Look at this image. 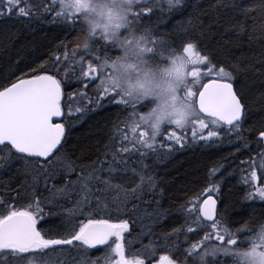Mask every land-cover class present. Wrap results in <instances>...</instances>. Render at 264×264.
<instances>
[{"label":"snow or ice","instance_id":"1","mask_svg":"<svg viewBox=\"0 0 264 264\" xmlns=\"http://www.w3.org/2000/svg\"><path fill=\"white\" fill-rule=\"evenodd\" d=\"M171 7H177L183 0H168ZM20 0H0V17L11 18L14 14L17 19H30L31 14L19 7ZM60 11L56 13V21L61 30L71 27L77 23L79 14V0L65 3L59 0ZM231 13L247 14V9L236 5L226 6ZM151 11L145 7L143 12ZM143 12L141 15H143ZM139 16H131V27ZM188 23L191 25L192 21ZM241 21L237 20L233 25L241 28ZM264 27V25H262ZM151 32L141 37L143 45H138L139 55L154 56L157 49L164 44L160 38L153 39ZM101 49L105 55H95L88 63L87 69L81 66V75L91 77L93 82L99 80L98 88L101 98H107L109 103L116 107L132 109L128 118L124 121V128L119 124L115 126V133L111 145L106 146L103 152H97V158L89 164L77 163L81 159L76 155L75 148L68 147L64 123L55 122L62 117V86L61 80L54 75L36 74L37 69L29 68L28 72H22L14 80L9 72L4 83H0V152L4 156L0 158V169L8 168L18 162L20 168L16 173L23 177H31V185L25 179L16 189V196L12 199L19 201L29 200L27 207L9 205L5 200H0V264H34L30 258L44 257L51 253L59 252L68 256L71 252L87 253L89 249L103 245L110 250L109 258L118 256L115 264H131L124 259V233L129 229L128 220H120L119 223L111 222V219L97 218L100 215L111 217L113 212L123 215L127 212L126 205L130 202L142 201L144 196L155 198L162 197L164 189L156 182L154 177L144 175L143 169H129V159L139 154L140 164L143 165L144 158L148 152H159L165 148L164 144L157 145V133L149 134L141 131L144 117L136 109L148 104L140 94L132 95L124 91L118 79L113 77V70L117 68L112 56L106 54L107 47L116 48L117 42L105 35ZM153 45V46H149ZM124 47L123 42L120 43ZM87 48L88 45H85ZM195 45L189 42L184 46L183 52L192 65L211 64L208 56H200L194 51ZM111 61V63H110ZM60 63L59 57L52 63L56 68ZM93 74H96L93 76ZM195 80L201 75L212 77L208 83L202 84L201 89L193 91L185 85L184 96L189 101L192 109L193 119L186 125L177 127L181 130L192 129V135L188 138L172 132L167 144V152L172 153L190 147L192 145H208L220 138V132H234L239 135L241 125L248 116L245 103L242 100L245 95V85L233 79L231 73L221 67L218 71L210 67L207 73H201L199 68L193 67L188 73ZM71 100V97H69ZM98 103V102H97ZM80 111V109H77ZM198 128V130H197ZM215 128L216 131L205 130ZM130 130L131 135H128ZM160 133V131L158 132ZM118 137V140H117ZM259 143L264 147V131L259 132ZM117 144L119 145L117 147ZM264 156V153H261ZM104 157V158H101ZM110 157V158H109ZM144 165V168H147ZM249 167H252L250 164ZM260 176L257 171L252 170L245 178L244 183L249 191L244 196L245 200L258 197L264 201V184L257 186L258 179L264 181V159L260 161ZM131 171L132 175L127 177L125 183L134 185L125 187L124 184L113 183V180ZM220 171L219 168L213 170ZM139 177V183L136 178ZM43 181L42 188L37 187ZM49 181L52 183L49 184ZM57 182H62L63 187H58ZM75 195V208L68 209L67 220L63 221L60 229L53 232L44 230L39 225L47 223L43 214L44 207H54L56 194L67 196ZM46 191L51 197L39 199V193ZM192 199L182 206V210L189 218V223L195 227H189L188 233L199 235L201 231L204 236L195 243H189L184 250V255L193 260V264L199 260L201 264H219L217 258L220 254L233 253V247L237 244L231 232L226 226L228 211L226 197L219 184L212 183L202 189H192L189 193ZM152 201H149L151 203ZM156 211L159 212V200ZM34 205V206H33ZM49 213V217L55 216ZM115 245L113 248L112 245ZM253 256H261V264H264V253H258L257 248L264 247V226L259 233L252 238ZM107 259V258H105ZM41 264H52V261H41ZM59 264H77L75 260L65 259ZM79 264H100L89 260L86 255L79 260ZM136 264H143L137 261ZM161 264H174L167 256L161 257ZM187 264V260L180 261Z\"/></svg>","mask_w":264,"mask_h":264},{"label":"trees","instance_id":"2","mask_svg":"<svg viewBox=\"0 0 264 264\" xmlns=\"http://www.w3.org/2000/svg\"><path fill=\"white\" fill-rule=\"evenodd\" d=\"M138 1L133 6V15L137 16L143 12L138 9ZM228 5L247 9V14L237 12L226 16V12L231 13V9L226 7ZM20 7L31 14L30 19H17L15 14L8 19L0 17V83L5 82L4 77L9 72L14 73V76L9 77L14 80L22 72H28L29 68H37L38 65H43V68L37 69L36 74L54 75L61 80L64 90L62 123L65 125L68 147L75 148L76 155L81 157L77 163L89 164L97 158L98 151L103 152L106 146L112 144L115 126L119 124L124 128L130 108H118L109 103L107 98H101L102 91L98 88L96 80L93 82L81 75L80 59L84 52H80L77 45L79 37H83L84 26L78 20L79 17L77 23L61 30L56 21V9L52 0H20L17 12ZM148 8L151 11L143 12L138 24L144 35L151 32L153 39L160 38L164 41L157 53L184 54V46L189 42L194 43V51L208 56L210 65L216 71L223 67L231 73L234 80L245 85L242 103L246 104L248 116L241 125L239 135H235L239 136L236 141L232 138L234 135L230 134L231 136L225 137L222 142L211 146H190L172 153L163 148L159 153L144 158L143 165L139 163L140 160H135V155L132 156L129 159V169H136L137 172L143 169L146 178L154 177L160 188L164 189L163 196H144L142 201L127 203V212L123 215L117 216L113 212L111 217L102 214L97 218L117 222L128 220L129 230L125 234L127 247L129 235L130 240L147 239L142 244L143 250L162 252V256L173 259L177 264L183 260H187V264H193L186 259L183 249H187L189 243L199 241L202 231L199 235L187 232L189 227H195L190 223L187 225L189 218L182 210V206L192 199L190 190L202 189L213 182L220 185L228 206L225 215L229 230L241 232L246 237L264 223V201L245 200L248 188L242 185L241 178L245 161L264 151V147L259 143V132L264 131V0H183L178 8L167 7L163 3H149ZM87 19L91 22L94 17L89 13ZM189 20L192 21L191 25ZM237 20L243 22L241 28L233 26ZM93 32L91 39L99 43L96 37L106 35L97 34L95 29ZM57 57L60 63L56 68H52L51 65ZM122 65L126 69L124 62ZM202 65L191 64L189 73L193 67L199 68L201 73H207L202 69ZM130 68L133 70L132 64ZM207 78L212 77L201 75L194 80L189 75L187 85L197 91ZM3 156L4 153L0 152V158ZM144 165L148 167L144 168ZM18 168L20 164L16 162L11 165V171L8 168L0 169V200H5L9 205L27 207L29 200L12 199L16 196L15 190L21 182L26 179L29 185L32 183L31 177L16 173ZM216 168L220 171L213 174ZM131 175L125 173L114 179L113 183L124 184L125 187L134 186L125 183L126 178ZM51 183L49 181V184ZM57 183L58 187H63L62 182ZM136 183H139V177L136 178ZM42 186L41 180L37 187ZM44 197H51V193L41 191L38 198ZM76 199L71 190L67 196L56 194V206H41L48 222L39 226L53 232L59 230L62 222L67 220L66 210L75 208ZM155 200L160 201L159 212L156 211L158 206ZM50 212L56 215L49 217ZM180 241H184L182 245ZM232 247L235 250L248 248H243L238 243ZM109 254L110 250L104 246L89 249L86 254L73 251L64 256L57 252L35 257L33 260L34 264H39L37 258L59 264L60 261L68 259L79 264V260L86 255L91 261L99 259L100 264H115V257L109 258ZM218 258L216 259L219 264H225L222 257ZM147 260L153 261L154 258Z\"/></svg>","mask_w":264,"mask_h":264},{"label":"clouds","instance_id":"3","mask_svg":"<svg viewBox=\"0 0 264 264\" xmlns=\"http://www.w3.org/2000/svg\"><path fill=\"white\" fill-rule=\"evenodd\" d=\"M134 4L135 0H79V14L85 24L82 39L90 41L95 29L96 33H104L117 42L118 54L113 57L117 68L113 73L120 70L129 52L139 53L138 45H143L141 37L144 34L131 27ZM89 13L94 17L91 22L87 19ZM121 42L124 47L120 46ZM139 56L142 77L135 95H142L150 105L149 110L142 114L145 131L158 134L166 125H186L193 119L189 101L184 96L191 65L188 57L182 53L172 54L165 60L147 54ZM121 88L126 91L123 84ZM252 247L251 244L248 249L236 250L240 255L234 259V264H261V256L251 255ZM257 252L264 253V247L257 248Z\"/></svg>","mask_w":264,"mask_h":264},{"label":"rangeland","instance_id":"4","mask_svg":"<svg viewBox=\"0 0 264 264\" xmlns=\"http://www.w3.org/2000/svg\"><path fill=\"white\" fill-rule=\"evenodd\" d=\"M52 2H53V4L55 5V9H56V11L57 12H59L60 11V5H59V0H52ZM73 2V0H69V3H72ZM139 2V6H138V9L140 10V11H143V9L145 8V7H148V5H149V3L151 4V3H153V4H158V5H160V4H165V5H167V7H171L170 5H169V2H168V0H140V1H138ZM94 7H95V5H94ZM56 12V13H57ZM91 14V13H90ZM56 15V14H55ZM140 16L141 15H139V18H140ZM78 20L80 21V23H82L83 24V26H84V28H85V24L83 23V22H81V17H79L78 18ZM139 20V19H138ZM138 20L136 21V26H134L133 25V28L137 31V32H140V33H142L141 32V29H140V25L138 24ZM90 22V21H89ZM83 31V33H84V30H82ZM79 34H81V33H79ZM98 34V33H97ZM98 37H100V38H103V36H98ZM76 39H77V37H76ZM98 40V39H97ZM100 41V40H99ZM74 42H76V41H74ZM113 42L115 43V41L113 40ZM104 42L103 41H100V43L98 42V41H96V40H90L89 41V39H82V36H80L79 37V40H78V45L77 46H79L78 47V50H80V52H84V55H82L83 57L80 59V64H81V66L83 65V67L85 68V69H87V65H88V63H90L93 59H94V56L95 55H99V54H101L100 56H104L105 54H102V53H99V52H97L96 50L97 49H101V45L103 44ZM85 45H88V47L86 48L85 47ZM74 46H76V44L74 45ZM153 46V45H152ZM198 51V50H197ZM101 52H105V50H101ZM106 52H108V53H106L108 56H112V57H115L117 54H118V49H117V45H116V48H113V47H107L106 48ZM159 53V52H158ZM157 53V51H156V53H155V55H154V57L156 58V59H158V60H165L168 56H170L171 54H169V55H164L163 53H161V55H159ZM198 53H199V55L200 56H203L199 51H198ZM124 63L126 64V69L123 67V65L121 66V68H120V70L119 71H117L116 73H113L112 75H113V77L114 78H116V79H118V81H119V83H120V86H121V84H123V86H124V88L126 89V92H129V93H131L132 95H134L135 96V91H136V88L138 87V85H139V83H140V81H141V77H142V61H141V59H140V56H139V54L137 53V52H135V51H131V52H129V54L126 56V58H125V60H124ZM130 64H132V66H133V71H132V69L130 68ZM210 67H212L210 64H203L202 65V69L205 71V72H208V69L210 68ZM212 68H214V67H212ZM96 74H93V76H95ZM89 79H91V80H93L91 77H88ZM96 83L99 85V83H100V81L99 80H96ZM199 83V82H198ZM101 91H103V89H100ZM150 103V102H149ZM130 108V107H129ZM149 108H150V105L149 104H146V105H144L143 107H138L136 110L140 113V114H143L144 112H146V111H148L149 110ZM130 110V113H131V111H132V109L130 108L129 109ZM125 126V125H124ZM171 127H176V126H173V125H171ZM141 131H145V129L144 128H141L140 129ZM160 132H162L163 134H161V135H159V136H157V138H156V140H159L158 142H156V144L157 145H160V144H164L165 145V149H167V144L169 143V141H168V135H170L172 132H176L174 129H169L168 128V126L166 125V126H164L163 128H161V130H160ZM128 135H131V132H130V130L128 131V133H127ZM158 134H160V133H158ZM167 136H166V135ZM237 135L236 133H234V132H224V131H222V132H220V138L219 139H216L212 144H217V143H219V142H222V139H224L225 137H229V136H231V135ZM179 135L180 136H183V137H185V138H188V137H190L191 135H192V129L191 130H187V129H185V130H183V131H181L180 133H179ZM164 136H166L165 138H164ZM232 136V138L235 140H238V138H239V136ZM235 140V141H236ZM196 145H200V144H195V145H192L191 143H190V146H196ZM201 146H205V145H201ZM161 150H164V149H161ZM156 153H159V152H156ZM262 153H264V151L262 152ZM153 152H148L147 153V155H146V157H145V159L146 158H148V156H153ZM136 156V159L135 160H140L141 159V157H140V155L139 154H136L135 155ZM140 158V159H139ZM262 159H264V156H262L261 155V153H259V154H257V155H253L249 160H247V161H245V163H244V165L242 166L243 168H242V172H241V178L243 179V180H245V178L250 174V172L253 170V169H257V171H258V173L260 174V168L258 167L259 166V164H260V161L262 160ZM252 165V167H249V165ZM127 174H132L131 173V171H129ZM260 176V175H259ZM213 183H216V182H213ZM262 183H264V181H262ZM216 184H218V183H216ZM211 185V184H210ZM209 185V186H210ZM242 185H244V186H247V185H245V183H244V181H243V183H242ZM248 191H249V189H248ZM254 199H256V200H260L258 197H256V198H254ZM34 206V205H33ZM187 225H189V222H188V224ZM190 225H191V223H190ZM191 226H194L193 224L191 225ZM260 228H261V226L260 227H258L255 231H252V232H250V233H248V236H246L245 237V235H242L241 234V232H239V233H237L236 231H233V230H231L230 229V231L231 232H233V233H235V236L233 237V238H235L236 239V241H237V243L239 244V245H241L242 247H245V246H247L251 241H252V238L257 234V233H259V231H260ZM129 230V229H128ZM126 232H128V231H126ZM125 232V233H126ZM125 233H124V235H125ZM132 232L130 231V233L129 234H131ZM143 235H145V234H143ZM133 236V235H132ZM204 236V232L202 231V233H201V235L199 236V238H202ZM130 235H129V237H128V248H129V252L130 253H132V255L134 256V257H142V256H140L139 254H142L144 257V259H150V260H153V258H154V260L153 261H157L158 260V258H160L161 256H162V252H155V250H150V251H147V250H143L142 249V247H143V245L142 244H144L145 243V241H147V239H145V240H143V239H140L139 241H137V240H134V239H132V240H130ZM250 238V239H249ZM182 242H184V241H182ZM181 241H180V245H182L183 243H182ZM112 247L114 248L115 247V245L113 244L112 245ZM189 247V246H188ZM187 247V248H188ZM236 249H239V248H236ZM183 250H186V249H183ZM234 250V252L233 253H229V254H227V255H225V254H220L218 257H222L224 260H225V264H234V259L236 258V257H238V255H239V252L238 251H236L235 249H233ZM217 257V259H219ZM221 258V259H222ZM30 259H32L33 260V258H30ZM116 259H119V257L118 256H116ZM171 259V258H170ZM175 259V258H174ZM186 259H188L187 257H186ZM216 259V258H215ZM38 262H39V264H41V261L43 260V259H40V258H37L36 259ZM173 262H174V260L173 259H171ZM188 260H190L191 262H193V260H191V259H188ZM34 261V260H33ZM43 261H45V260H43ZM131 262V264H136V262H137V260H135V261H130ZM146 262V261H145ZM174 264H177V263H175L174 262ZM196 264H201V262L199 261V260H197L196 261Z\"/></svg>","mask_w":264,"mask_h":264},{"label":"flooded vegetation","instance_id":"5","mask_svg":"<svg viewBox=\"0 0 264 264\" xmlns=\"http://www.w3.org/2000/svg\"><path fill=\"white\" fill-rule=\"evenodd\" d=\"M208 130H213V131H216V130H218V129H215V128H210V129H207V130H205V132L207 133V131ZM162 133H160L159 135H161ZM205 134V133H204ZM158 134H157V136H159ZM166 135V134H165ZM167 136V135H166ZM166 136H164V138L166 137ZM169 136V135H168ZM159 140H156V142H158ZM212 145V144H211ZM208 146V145H207ZM253 170H256L257 171V169H253ZM257 175H258V177H259V173H258V171H257ZM262 184H264V183H262V180H260V179H258L257 181H256V185L257 186H262ZM246 188H248L247 186H246ZM156 262V261H155ZM155 262H150V263H155ZM149 263V260H147V262H145L144 264H148Z\"/></svg>","mask_w":264,"mask_h":264},{"label":"water","instance_id":"6","mask_svg":"<svg viewBox=\"0 0 264 264\" xmlns=\"http://www.w3.org/2000/svg\"><path fill=\"white\" fill-rule=\"evenodd\" d=\"M208 82H209V81H208ZM208 82H206V83H208ZM61 118H62V117L57 118V120H56L55 122H59V123H60ZM100 246H102V245H98V246H96L95 248H98V247H100Z\"/></svg>","mask_w":264,"mask_h":264},{"label":"bare ground","instance_id":"7","mask_svg":"<svg viewBox=\"0 0 264 264\" xmlns=\"http://www.w3.org/2000/svg\"><path fill=\"white\" fill-rule=\"evenodd\" d=\"M57 12V11H56ZM62 101H63V98H62ZM61 123H62V121H61ZM244 181V180H243ZM243 183V182H242ZM250 239V238H249ZM145 261L147 262V259H145ZM150 262H155V261H149V263Z\"/></svg>","mask_w":264,"mask_h":264}]
</instances>
